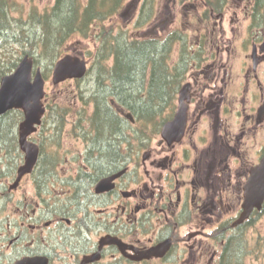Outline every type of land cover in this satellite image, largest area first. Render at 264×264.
I'll use <instances>...</instances> for the list:
<instances>
[{
  "label": "flooded vegetation",
  "instance_id": "obj_1",
  "mask_svg": "<svg viewBox=\"0 0 264 264\" xmlns=\"http://www.w3.org/2000/svg\"><path fill=\"white\" fill-rule=\"evenodd\" d=\"M192 7L198 14H185L214 31L206 25L194 45L186 31L169 33L154 139L112 151L90 143L72 159L61 142L48 145L59 153L57 176L42 183L41 139L30 137L40 156L20 180L25 153L16 162L1 148L0 264H223L240 232L248 242L264 214L263 202L239 222L245 185L264 157V0Z\"/></svg>",
  "mask_w": 264,
  "mask_h": 264
},
{
  "label": "trees",
  "instance_id": "obj_2",
  "mask_svg": "<svg viewBox=\"0 0 264 264\" xmlns=\"http://www.w3.org/2000/svg\"><path fill=\"white\" fill-rule=\"evenodd\" d=\"M123 1L88 0L80 3L79 0H56L50 14L48 12L41 13L37 19L34 18L42 26V28H38V38L35 36L36 33L35 35L32 33L35 42L37 41L33 50L37 53L43 52L42 47L46 50L56 43L63 44L67 35H71L72 32H78L84 36H94L96 45L95 51L92 52L94 63L90 66L88 73L93 72L96 66V74H94L96 87L90 95H87V92L85 94L84 90L80 88V97L83 100V107H87L89 100L86 98L88 97L94 101L95 107L93 113L89 115H86V109H78L80 117L78 116V119L72 124L75 132H81L77 134L84 138L91 137L89 144H100L101 151L109 149L112 151L111 145L119 144L123 140L128 145L134 144L136 140H144L146 137L144 124L137 126L138 128L134 129L132 134L126 133L122 126L126 119L115 109L114 105L120 100L136 112V116L132 113L135 119H138L139 116L146 119L152 118L155 94L164 95L162 85L167 79L168 58L166 59V57L169 56L173 47L168 36L162 38L132 36L126 28L122 27L113 31L112 26L107 27V21L118 12ZM148 9L149 7L145 8L144 3L142 11L146 12ZM8 10L7 1L0 0V48L16 37L12 33V20ZM144 12H141L142 16L137 23L147 19ZM176 32L180 33L179 30ZM23 37L25 38V35ZM30 42L33 43V40H30L27 35L26 43ZM16 66L17 63L14 62L9 65L8 70L0 69V78ZM81 81V79L77 80V82ZM142 89L146 90V94L141 97L138 91ZM74 111L76 109L69 105L64 108L51 109L50 113L55 112L58 116L54 115L51 119L48 118V126L45 127L50 130L47 136L55 144H60L59 141H56V137L58 138L59 134L61 136L67 123L66 120L69 121L68 118ZM14 112L17 117L23 118V112L20 109L0 115V150L5 148V151L10 153L8 156L18 162L23 158V155L18 142V121L12 120L11 117ZM86 116H90L93 121L91 130L84 125L77 128L80 126L77 125V122ZM115 137L116 139L113 140ZM107 144L110 148L105 147ZM40 159L38 182L42 183L57 176L55 159H59V153L57 150L45 148ZM83 176L88 177V172L81 175V177ZM247 243L246 237L240 232L236 246H229L223 264H243L242 259L248 252L249 244Z\"/></svg>",
  "mask_w": 264,
  "mask_h": 264
},
{
  "label": "rangeland",
  "instance_id": "obj_3",
  "mask_svg": "<svg viewBox=\"0 0 264 264\" xmlns=\"http://www.w3.org/2000/svg\"><path fill=\"white\" fill-rule=\"evenodd\" d=\"M8 6V14L12 20V33L16 35L14 40L7 42L0 48V69L8 70L9 65L16 62L17 65L21 62V59L24 58L25 54L34 55L36 62V67H39L45 78H46V102L48 110L55 109L57 107L64 108L65 106H71L76 109L74 113H71L69 121L66 120V125L64 129H67L65 133L59 137H56V141L61 142L60 148L66 151V157L68 156L72 159V156L79 155V150L86 148V144H89L90 137L88 136L84 139L82 136L78 135L73 130L72 122L80 117L78 109H86V115L92 114L95 103L93 100L88 99L87 107H83L82 99L80 97V88L84 90L85 94L90 95L96 87L95 76L96 66L90 74L86 75L84 79H81V82H77V79H69L65 82L54 84L53 82V69L56 62L64 57L67 53L72 55H79L84 57L90 66L94 63V56L92 52L95 51L94 36H84L78 32H72L71 35H67L63 44L51 45L49 49L43 48V52L37 53L34 52L35 42L34 36L32 33H36L35 36L38 38V28H42L38 20V15L41 13L48 12L50 14L51 9L54 5L55 0H6ZM199 0H187L186 4H190L188 8H183V3L181 0H124L121 4L120 9L117 13L113 14L112 17L107 21V27L112 26V30L116 31L119 28H126L130 35L132 36H163L168 34L173 28L180 29L181 31H186L184 35L187 36V39L190 42V45L196 44V33L199 36V33L204 30V27L208 25V31H214L212 29L215 23H200L198 20L193 18L192 14H185L188 11H193V14H198L199 8L192 7V3L198 5ZM79 2H86V0H79ZM145 3V8L149 9L144 12L142 11L143 4ZM141 12H144V16L147 19L140 20V23H137V20L142 16ZM195 12V13H194ZM234 10L231 9L226 15V20L223 23V28L227 31L233 27L230 17H232ZM174 24L172 25V22ZM46 30V26L44 25ZM161 33V34H160ZM94 34V33H93ZM128 34V35H129ZM25 35V38L23 37ZM33 40V43H26V37ZM194 41V42H193ZM26 43V44H25ZM181 47V43L177 42L175 47ZM196 46V45H195ZM193 48V47H192ZM175 56L178 55L179 48H176ZM170 53V52H169ZM180 54V52H179ZM169 57V56H168ZM166 57V59L168 58ZM17 67V66H16ZM16 67L6 73L10 74L13 72ZM92 71V70H91ZM167 72V71H166ZM87 92V93H86ZM141 97L146 94V90L142 89L138 91ZM115 109L118 110L121 114L124 112L133 113L136 116V112L131 109L128 105L122 103L120 100L117 101V104L114 105ZM68 114V113H67ZM54 115H57L55 112H51L48 117L51 119ZM58 116V115H57ZM69 116V115H68ZM123 116H125L123 114ZM12 120L18 121L19 123L23 118L17 117L14 112L11 114ZM89 118V120H88ZM146 120V121H145ZM50 121V120H49ZM125 121V120H124ZM125 125H136L141 126L144 124V132L146 133V139H154V115L152 118H143L139 116L138 119H134L133 123L130 124L127 120ZM44 127L48 126V118L43 123ZM42 125V127H43ZM87 127L89 130L93 127V121L90 119V116L83 118L82 123L77 128ZM46 128V127H45ZM127 128V129H126ZM138 128V127H137ZM135 128V129H137ZM125 129L129 134L133 133V128L131 126H125ZM47 132L42 131V135H35L36 139H41L46 148L49 146H57L53 140L47 137ZM81 133V132H78ZM91 133V131H90ZM145 138L142 141L145 142ZM39 142V141H37ZM126 144V143H125ZM49 145V146H48ZM60 145V144H59ZM68 148L69 150H66ZM50 150V148H48ZM62 150V152H63ZM6 161V159H2ZM5 166V164L3 165ZM248 236V252L244 255L242 259L243 264H264V214L254 223L252 229L246 234ZM235 263V262H234Z\"/></svg>",
  "mask_w": 264,
  "mask_h": 264
},
{
  "label": "water",
  "instance_id": "obj_4",
  "mask_svg": "<svg viewBox=\"0 0 264 264\" xmlns=\"http://www.w3.org/2000/svg\"><path fill=\"white\" fill-rule=\"evenodd\" d=\"M87 61L79 56L67 54L62 57L53 70L54 84L70 78H83L87 73ZM34 71V58L26 54L14 72L4 75L0 84V115L12 109H21L24 119L19 125V144L25 153V162L19 167L18 180L31 172L38 161L39 145L28 137L37 130L42 122L46 107V79L40 68ZM167 130L165 127L164 132ZM104 181L99 185L102 186ZM264 202V157L251 170V175L245 185L244 211L239 222L248 218L254 208H261Z\"/></svg>",
  "mask_w": 264,
  "mask_h": 264
}]
</instances>
